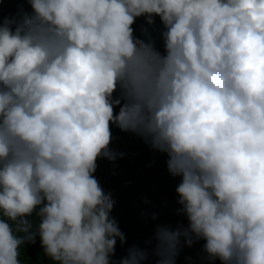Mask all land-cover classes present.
Listing matches in <instances>:
<instances>
[{"label": "clouds", "instance_id": "obj_1", "mask_svg": "<svg viewBox=\"0 0 264 264\" xmlns=\"http://www.w3.org/2000/svg\"><path fill=\"white\" fill-rule=\"evenodd\" d=\"M22 2L0 11V264L37 237L53 264H115L126 237L94 175L124 155L113 126L166 156L184 218L118 264L201 241L199 264H264V0Z\"/></svg>", "mask_w": 264, "mask_h": 264}, {"label": "trees", "instance_id": "obj_2", "mask_svg": "<svg viewBox=\"0 0 264 264\" xmlns=\"http://www.w3.org/2000/svg\"><path fill=\"white\" fill-rule=\"evenodd\" d=\"M20 9L30 10L22 0H3L0 3V11L4 16L13 15ZM154 19L155 24L148 25L143 17L137 18L133 25L134 35L145 42H152L157 49L162 50L159 36L162 25L158 17ZM112 136L110 148L124 155L114 161L99 159L94 175L104 190L112 193L115 204L111 215L126 237L124 245L117 241L115 255L112 257V261L118 264L129 247H145L144 242L153 237L157 226L174 228L184 218L175 214L178 207L175 188L179 178H173L167 172L166 156L150 150L141 139L121 132L115 126L112 127ZM153 214L156 220L151 219ZM202 243L193 248H182L176 264H189L185 259L189 256L199 264L196 254ZM20 260L21 264H53L44 255L38 237L35 243L21 246ZM144 264H156V257L149 255Z\"/></svg>", "mask_w": 264, "mask_h": 264}]
</instances>
